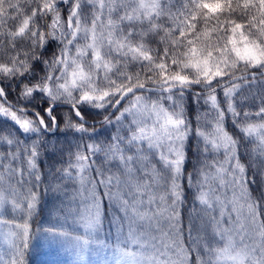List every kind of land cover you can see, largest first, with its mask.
I'll return each mask as SVG.
<instances>
[{
	"label": "snow or ice",
	"instance_id": "1",
	"mask_svg": "<svg viewBox=\"0 0 264 264\" xmlns=\"http://www.w3.org/2000/svg\"><path fill=\"white\" fill-rule=\"evenodd\" d=\"M55 3L62 6L68 0H55ZM81 3L93 6L89 0H81ZM178 4L172 0H153L150 6L141 8L138 16L125 14L118 24L109 21L107 32L97 35L94 26L89 36L85 29L83 38L90 40L86 47L76 44L81 39L79 29L66 44V37L61 33L60 43L64 46L52 60L43 62L46 66L51 65L53 70L43 82L29 84L24 89V95L29 98L34 93H41L47 98L45 115L36 110H31L32 114H29L26 107L19 110L23 117L16 112H12L9 117L7 110L0 112V117L10 118L23 133L40 137L30 144L22 143L21 140L0 139V147L10 149L0 152V169L4 170L0 176L7 174V182L0 179V209H3L0 216L10 209L13 213H20L19 219L24 220L23 223L11 225L18 230L9 233L15 238L10 241L14 251L7 260L0 257V264H24L23 245L29 235V220L25 217L31 218L37 214L41 195L34 189L45 182L47 191L58 197L50 213L74 211L71 206L76 204L75 196L82 189L88 191L86 185L92 186L91 198L96 201V185L103 184L109 189L107 195L110 198L126 197L122 205L125 212L131 208L134 222L146 220L149 230L158 233L150 237L155 254L148 264H192L191 253L185 251L171 234L183 232L184 229L181 227V207L188 197L180 181L186 171V146L193 133L198 137L197 142L201 145L199 152L203 159L200 161L202 167L196 170V174L190 172L187 176L188 190L192 192L195 188L191 207L187 210L188 236L199 240L201 231H210L213 237L219 235L222 238L236 225H239L240 231L244 230L245 225L241 223L244 206L239 204L234 191L231 199H228L227 191L233 186L240 187L242 191L250 189V186L252 188L256 184L257 172L264 180V168L260 167L264 164V0H259L258 4L261 18H253L251 23L244 22L249 5L241 6L244 9L240 13L243 19H235L236 10L231 7L229 0H178ZM132 5L136 6L137 0H132ZM160 18L169 19V25L163 29L153 25V21ZM70 19H74L71 13ZM145 19L152 25L153 31L145 34L131 28L121 36L125 23L143 24ZM201 23L202 28L198 27ZM253 24L255 28H252ZM250 28L252 31H248ZM161 32L165 33V39L157 42L168 46L155 50L162 52L157 62L152 55L153 49L146 48L144 42ZM57 39L53 29L41 49L50 40L57 42ZM105 47L109 49L107 53ZM175 48L183 51L175 54L171 51ZM113 50L117 55L123 53L125 58L141 65H150L151 70L160 72L161 78L156 86L149 87L151 77L141 80L139 73H120V79L126 81L123 84L111 79L121 68V65L106 59ZM88 56L91 57L90 62L86 61ZM169 62L171 69L179 67L181 70H170ZM240 62H243V70L238 66ZM102 70L105 72L103 79L108 82L107 87L99 86L102 79L99 72ZM93 71L96 75H93ZM20 75L24 77L26 74ZM189 91L193 103L208 110L204 117H195V127L189 115L185 117ZM220 92L222 100L218 98ZM153 94L157 96L155 100L152 99ZM6 96V91L0 86V98ZM58 103L70 106L64 115L63 129L53 113ZM82 104L102 110L103 115L99 120L101 127L114 125L115 132L109 143L97 144L93 140V143L84 144L83 148L91 155H86L81 150V143L77 142L76 151L70 150L67 161L55 167L45 178L38 167L44 131L51 132L56 127L61 131L71 130L81 134L96 131L94 126L89 129L80 108ZM222 104L226 107H222ZM226 113L231 115L232 124L239 129V136L226 129ZM209 115L210 123L206 119ZM201 120L204 121V127L211 131L206 132L204 127L199 126ZM125 121L128 122V131L123 135L121 132ZM49 145L56 148V145ZM101 152L104 153L103 162L96 166L93 157ZM221 153L223 160H208ZM153 157L172 176L168 191L159 196L154 191V184L159 182V169L151 163ZM18 164L21 167L17 168ZM112 167L116 172L106 176L105 171L111 172ZM25 168L30 179L24 183L31 187L23 191L24 183L21 180L16 181L19 189L10 181L17 174L23 179ZM93 168L97 176L101 177L99 181L87 174ZM112 187H116L115 193L111 191ZM169 199L171 204L168 203ZM93 207L96 209V219L92 222L98 225L99 204L94 203ZM144 208L147 211H140ZM247 208L252 223L259 218L260 227L264 229L260 200L252 201L249 196ZM74 212L79 213L78 206ZM223 223H228L229 227L222 228ZM261 236L264 238V231H261ZM196 259L198 264H204L201 258ZM244 264H247L246 260ZM256 264L261 262L256 261Z\"/></svg>",
	"mask_w": 264,
	"mask_h": 264
},
{
	"label": "trees",
	"instance_id": "2",
	"mask_svg": "<svg viewBox=\"0 0 264 264\" xmlns=\"http://www.w3.org/2000/svg\"><path fill=\"white\" fill-rule=\"evenodd\" d=\"M89 2L93 5L92 7H89L88 4L81 3V0H68V3L62 6L57 5L55 0H0V82L1 86L7 93V98L11 102H14L20 107L25 106L37 110L42 115H45L44 109L48 107L47 98L41 93H34L33 96L29 98L24 95V89L29 84L43 82L44 78L53 70L51 65L46 66L43 62L52 60V58L57 55V52H59L64 46L60 43L61 33H63L64 37H66L64 40V43L66 44L67 40L72 39V37L76 34L77 29H79L81 39L76 41V44L78 47H86L87 44L90 43V40L83 38L85 29H87L89 36H91L94 26L97 35L101 32H107L109 31V21L113 24H118L120 18L125 14H135L138 16L141 8L150 6L153 0H137L136 6L132 5V0H89ZM172 2H176L177 6H179L178 0H172ZM229 3L231 4V7L236 10V16L233 17L235 19H243V17L240 16V13L244 11L243 7H241L242 5H249L247 8V19L244 21L245 23H251L253 18H261V9L258 7L259 0H229ZM101 5H103L102 8ZM77 6H79V11H77ZM54 7H57V10L54 11V13H51L50 19L48 18L49 11L54 9ZM113 9H115V11H113ZM173 11H175V9H173ZM70 13L74 19H70ZM33 16H35L34 19ZM58 16H60L61 20H56V17ZM47 18L49 22H47ZM225 18L227 17H221V19ZM169 23V19L166 18H160L153 21V25L162 29L169 25ZM211 26L210 22L209 27ZM198 27L202 28L203 24H199ZM255 27L256 25L253 24L252 28ZM131 28L142 31L145 34L154 30L152 25H149L147 19H145L143 24L125 23L121 31V36H123V34ZM252 28L248 29V31H252ZM53 29L55 30V35L58 37L57 42L50 40L48 45H46V47L42 50L41 45L49 39ZM69 29H71V32H69ZM159 39H165V33H158L155 36L149 37L147 42H144L146 44V48L151 47L153 49L152 55L157 62L160 61L162 52L158 53L155 50L158 48L162 50L164 47L168 46L167 44H159L157 42ZM137 42L139 43L142 41ZM201 43H203V41H201ZM104 51L107 53L109 49L105 47ZM171 51L175 54H179L183 51V49L175 48L171 49ZM72 54L73 56L75 55V48L72 49ZM37 58H39V60H37ZM106 59L121 65L120 71L114 73L111 77V79L115 80L118 84L126 83V81L120 79V73L122 72H127L133 75L139 73L141 80L150 76L151 80L148 82V85H156V82H158L161 78V73L151 70L150 65H141L138 62H133V60L125 58L123 53L117 55L113 50L111 55ZM86 61L90 62L91 57H86ZM238 66L241 70H243V62H240ZM169 69L175 71L181 70L179 67L171 69L170 62ZM21 73H25L26 75L21 77ZM186 74L191 75L192 73ZM93 75H96L95 71H93ZM104 75L105 72L103 70L99 72V76L102 78L99 84L100 87L108 86V82L103 79ZM144 95L147 96L148 93H144ZM156 98V94H153L152 99L155 100ZM218 98L222 100L223 95L218 93ZM130 99L131 98H129V100ZM125 103L127 104L128 101ZM185 106L187 108L185 117L187 118L189 115V118L193 122V127L196 126L195 117L197 115L204 117L205 112L208 111L202 105L198 106L193 103L191 93L189 92L188 101L185 102ZM221 106L226 107V105L223 104ZM80 108L84 112L86 120L93 121L101 119L100 117L103 115L102 110L95 109L86 104H82ZM5 110H7L9 117L12 112H16L18 116L23 117V114L20 111L10 107L2 98H0V112H4ZM68 110H70L69 107L63 106H58V108L53 110L61 129L64 128V115ZM247 110L248 109H245V111ZM31 118L35 119V117ZM206 119L210 123L211 115H209ZM232 122L231 115L226 113V129L229 132H233L234 135L239 136V129H237ZM127 123V121L124 122V128L121 132L123 135L127 134ZM88 126L90 130L93 126L96 127V131L81 134L71 130L61 131V129L58 128L55 133L43 132L44 137L41 138L44 139V142L40 148L41 156L38 162V167L41 174L44 173L45 178H47L51 171L55 170V167H59L61 163L67 161V153L70 150L73 152L76 151L77 142L81 143V150L84 151L86 155H91L83 148L84 144L93 143V140H95V143L97 144L109 143V139L115 132L114 125H104L101 127L99 123H88ZM199 126L202 128L204 127L203 120H201V124ZM203 130L206 132L211 131V129L207 127H204ZM39 138L40 137H36L33 134L23 133L18 125L11 121L10 118L0 117V139H11L13 141L21 140L22 143L30 144L31 141ZM197 141L198 137L195 133H193L188 139L186 146L188 152V159L185 164L186 171L180 181L185 191V195L188 197V200L181 207V227L184 229L183 232L176 231L171 235L180 245L184 247L185 251L191 253L192 264H198L196 259L197 257L201 258L204 264H209V262H211V264H223L219 261L220 256L225 251L226 246L233 243L234 247L230 249L233 252L238 251L237 253L243 257L241 263L246 260L247 264H255L256 259H264V238L261 236V231H264V229H261L260 227L259 218H256L255 223H252V218L248 214L247 203L249 202V196L252 201L259 199L261 212L264 213V180L261 179L258 172L256 175V184L252 185V188L250 186V189L245 188V190L242 191L240 187L233 186V188H229L227 191L228 199H231L234 191L235 195L239 199V204L244 206L241 218V223H244L245 225L243 231H240L239 225H236L230 232H226L222 238L219 235L213 237L210 231H201L199 240L190 238L187 234V210L191 207L192 192L195 191V188L192 189V192L190 189L188 190L187 176L190 172H192L193 175L196 174V170L202 167L200 161L203 159L199 152L201 145ZM49 144L56 145V148H51ZM17 147H19V145ZM6 151H10V149L7 147H0V152ZM103 157V152L99 153L97 157H93L96 166H99L103 162ZM214 157L215 158L209 157L208 160L224 159L222 153L215 155ZM151 163L157 165V168L159 169V182L154 184V191L157 196H159L168 191V186L171 183L172 176L170 171L161 167L154 157ZM16 167L19 168L21 166L18 164ZM260 167L264 168V164ZM3 171V169H0V172ZM113 172H116L114 167H112L111 172L106 170L105 175H112ZM24 173L23 179H21L19 174H17V176L10 181L18 189L20 186L16 183L17 180H21V183H24V181L30 179L26 168ZM87 174L91 175L97 181L101 179V177L97 176L95 168ZM117 175H119V173H117ZM123 178L124 177H121V179ZM0 179L7 182V174L0 176ZM143 179L149 178L144 177ZM249 179H251V174ZM30 187V184L24 183L23 191H26ZM69 187L71 189L72 185L70 184ZM86 187L89 190L85 191L82 189L80 194L75 196L76 204L71 206L74 211L78 206L79 213L74 211L65 213H50V208L54 200L58 199V197L47 191L46 182L40 184L34 189L36 192L40 193L41 199L37 214H34L31 218L25 217L29 220V235L27 237L26 244L23 245L24 264H49V257H47L49 254L46 255L43 249L38 248L37 250H32L33 239L36 240L34 237L41 231L45 232L50 239L53 238L51 234L54 233L62 238V242L69 241V239L74 242L72 238L76 237H84L86 239L92 238V240L101 241L103 237L106 240V243L108 241L109 244L117 246L118 239L121 248H125L127 251L128 249L133 251V247L130 246V244H127L126 241V236L128 237L129 234H131L129 229L130 223L128 220L130 211L128 209V211L125 212L122 205V200L126 199V197L118 198L113 196L112 200L109 201V197L107 198L105 193V190L108 189L105 188L103 184L97 183L96 185V192L100 195L102 201H104L102 210L103 214L99 219L100 227L97 229V234L94 235L84 233L82 227L80 229L79 226L82 223V215H84V218L87 217L94 205L88 200L91 195L92 186L86 185ZM71 194L72 193H70V195ZM117 202L121 203V205H118ZM168 203L171 204V199L168 200ZM120 207H123V210H121ZM140 210L147 211V208ZM0 211H3V209H0ZM19 216L20 213H13L10 209L4 215L0 216V244L3 241V243L7 245L8 243L10 244V241L15 239L10 236L9 233L18 231L17 229L11 227L12 224L24 222V220L19 219ZM233 218H235V214H233ZM261 219H264V216H262ZM145 222L148 224L146 220ZM221 227L227 228L229 227V224L223 223ZM165 230L167 231V224L165 225ZM115 233H117V235ZM230 233L233 234L235 240L231 239L230 236H227ZM193 235L195 236L196 233L194 232ZM137 237L138 236H136V238ZM41 240L43 241V239H40L39 241ZM205 241H207L206 245ZM44 245L45 248H47V244L44 243ZM143 247L144 246H139L140 250L135 248L134 251L138 253L140 252L144 256L146 255V257L142 259L143 262H146L155 254V249L153 246H148L149 249L147 246L145 249H143ZM10 248L11 247L9 246V250H7V252L6 249H0V257L5 260L9 259L14 251V249L10 250ZM56 249L57 253L54 252V254H57L58 264H69L67 262L69 257L67 254L64 255L65 252L59 243L56 244ZM52 264H56V261Z\"/></svg>",
	"mask_w": 264,
	"mask_h": 264
},
{
	"label": "rangeland",
	"instance_id": "3",
	"mask_svg": "<svg viewBox=\"0 0 264 264\" xmlns=\"http://www.w3.org/2000/svg\"><path fill=\"white\" fill-rule=\"evenodd\" d=\"M152 4V3H151ZM56 20H61L60 16L56 17ZM250 51V50H249ZM247 89H245V93H247ZM222 95V92L219 93ZM167 107V106H166ZM212 158H215L214 156ZM108 190H105L107 198L109 197L107 195ZM111 191L113 193L116 192V188H111ZM96 195V201L91 200V195L88 198L91 203H98L99 204V219L101 218L103 212V204L104 201H102L100 195L95 192ZM112 200V197H109V201ZM118 203V202H117ZM118 205H121V203H118ZM102 207V208H101ZM121 210H123V207H120ZM129 223H130V232L129 236H126V241L127 244H130V246L133 247V251L129 250L128 251L125 248H121L119 244V240L117 239V246L113 244H109L108 241L106 243V240L102 237V240L96 241L92 240V238H84V237H76L72 238L74 242H72L70 239L69 241H64L62 242V238L53 234L52 239L48 238V235L45 234V232L41 231L38 232L37 235L34 237L36 240L33 239V249L32 250H37L38 248L43 249L44 253L47 255L49 264L54 263L56 261V264H58L57 261V249H56V244L59 243L61 248L64 250V255L67 254L69 257L68 263L69 264H144L148 263L150 259H148L146 262H143L142 259L146 257L140 252L134 251L136 248L137 250L139 249V246H144L143 249L147 246H153L152 245V240L151 236H157L158 233L152 232L148 228V224L145 221H139L136 220L135 222L133 221V215H132V210L129 208ZM144 211V210H140ZM96 219V209L94 207L91 208V212L87 215V217L84 218V215H82V223L79 226L80 229L82 227V230L84 233L88 234H97L98 228L100 227L99 224H95L92 222V220ZM100 222V221H99ZM143 224L141 227L140 225ZM117 235V233H115ZM136 236H138L136 238ZM227 236H230L231 239L235 240L233 234H228ZM40 239H43V241H39ZM6 241V240H5ZM229 242V240L227 239ZM231 242V241H230ZM44 243L47 244V248H45ZM234 244V243H233ZM233 244H228L226 246L225 251L223 254H221L219 261L223 264H244L241 263L243 260V257H241L236 251L233 252L230 248H233ZM9 246L11 247L10 250L12 249V244L8 243L5 245L2 241L0 244V249L9 250ZM45 248V249H44ZM146 248V249H147ZM46 257V256H45Z\"/></svg>",
	"mask_w": 264,
	"mask_h": 264
},
{
	"label": "water",
	"instance_id": "4",
	"mask_svg": "<svg viewBox=\"0 0 264 264\" xmlns=\"http://www.w3.org/2000/svg\"><path fill=\"white\" fill-rule=\"evenodd\" d=\"M149 87H155V86H153V85H149ZM189 92H191V91H189ZM6 102H8V104H10L11 106H15L12 102H10L7 98H3ZM58 106H69V105H66V104H57L55 107H58ZM16 107V106H15ZM54 107V108H55ZM70 107V106H69ZM19 110H20V107H17ZM29 111H31V110H29ZM95 122H99V121H95ZM57 128V127H56ZM55 128V129H56Z\"/></svg>",
	"mask_w": 264,
	"mask_h": 264
}]
</instances>
